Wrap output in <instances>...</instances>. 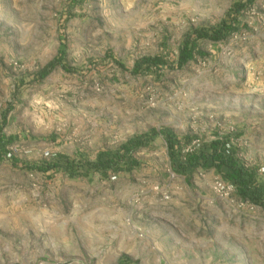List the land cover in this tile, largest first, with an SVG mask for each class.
Here are the masks:
<instances>
[{
	"label": "rangeland",
	"instance_id": "374dc122",
	"mask_svg": "<svg viewBox=\"0 0 264 264\" xmlns=\"http://www.w3.org/2000/svg\"><path fill=\"white\" fill-rule=\"evenodd\" d=\"M238 1L246 0H0L6 137L16 132L13 116L22 131L49 135L53 127L64 141L78 130L93 161L95 139L115 152L159 133L132 151L133 170L76 178L24 170L52 161L54 149L45 143L36 153L11 136L18 165L9 156L0 163V264H264V0L241 13L238 34L203 41L205 57L171 67L189 32L215 27ZM62 44L77 72L57 68L14 98V82H26ZM109 52L127 69L154 56L169 67L132 75L106 61ZM164 131L181 139L182 153L223 140L254 173L260 202L236 191L222 197L214 184L225 181L212 168L176 173Z\"/></svg>",
	"mask_w": 264,
	"mask_h": 264
},
{
	"label": "trees",
	"instance_id": "16d2710c",
	"mask_svg": "<svg viewBox=\"0 0 264 264\" xmlns=\"http://www.w3.org/2000/svg\"><path fill=\"white\" fill-rule=\"evenodd\" d=\"M80 1L70 0L72 3ZM255 1L246 0L235 2L226 13L225 18L215 27L200 28L189 32L183 38L178 48L176 59L171 67L180 70L196 58L205 57L199 47V44L203 41H208L216 45L224 42L230 36L238 34L244 27L239 19L241 13ZM105 60L113 62L118 68L130 72L132 75H142L150 71L159 72L169 67L168 63L160 56L144 57L136 61L131 69H127L117 61L110 52L106 54ZM57 68H61L68 74L77 72L66 63V53L63 44L58 54L43 68L34 73L26 82L24 79L14 82L12 96L14 98L17 97L26 85L30 86L42 82ZM11 111L10 106L0 122V163L9 156L12 164L18 165L17 160L12 157L8 149L14 143L15 138L6 137L4 134V127L7 125V116ZM158 135L159 133L154 131L151 135L147 134L142 137H136L115 152L100 151L93 161L87 159V156L83 153H78L73 158L64 155H53L54 159L52 161H44L35 165L25 164L22 165V168L26 171L35 170L48 176L62 172L69 178L86 177L91 172L107 176L109 173L118 174L131 171L138 166V163L130 157L132 151L147 144L148 140H151V136L155 138ZM160 135L164 137L167 154L173 170L176 173L185 174L199 168H212L223 177L226 183H230L235 187V191L241 199L253 203L260 202V195L256 188L254 173L240 165L232 149L228 148L223 143V140L214 141L203 149L197 148L193 151L182 153L181 139L168 131H164Z\"/></svg>",
	"mask_w": 264,
	"mask_h": 264
},
{
	"label": "crops",
	"instance_id": "0c3cea01",
	"mask_svg": "<svg viewBox=\"0 0 264 264\" xmlns=\"http://www.w3.org/2000/svg\"><path fill=\"white\" fill-rule=\"evenodd\" d=\"M18 123L19 119L13 116L10 121V128H12V130L14 129L16 132H10L7 134V136L11 137L14 135L18 137V141H24L25 139L30 140L31 144L33 145L32 148L36 153H41V151H44L46 147H50L44 145L45 143H47L48 145L51 144L50 148L54 149L53 155H64L69 158H73L78 153L89 154L87 152L91 150V147H87L88 144L84 145L85 143H83L82 139L78 137L77 134L81 133L78 130H75L74 136H72L71 138H67V140L64 141V137L62 135H59V133L53 131V127L52 130L49 132V135H44L41 129H37L35 133L32 131L30 133L27 131L25 132V130L22 131V128H17ZM95 140L92 141V144H94L95 146L94 152L99 153L103 150L101 148L97 149V141Z\"/></svg>",
	"mask_w": 264,
	"mask_h": 264
},
{
	"label": "built area",
	"instance_id": "2783aa9c",
	"mask_svg": "<svg viewBox=\"0 0 264 264\" xmlns=\"http://www.w3.org/2000/svg\"><path fill=\"white\" fill-rule=\"evenodd\" d=\"M214 189L217 192H219L221 194V196L224 197V198H228V196L230 195V192H234L235 191V187L232 184L225 183V182H222V181H217L214 184ZM152 191L155 192L156 194H159L163 201H168L169 200V196L166 193L161 192L158 188H153Z\"/></svg>",
	"mask_w": 264,
	"mask_h": 264
}]
</instances>
